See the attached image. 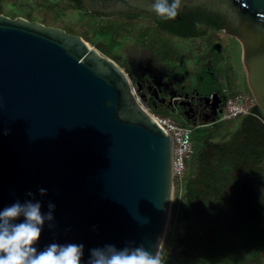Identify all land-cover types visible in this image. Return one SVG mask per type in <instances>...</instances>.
<instances>
[{"label":"water","instance_id":"water-1","mask_svg":"<svg viewBox=\"0 0 264 264\" xmlns=\"http://www.w3.org/2000/svg\"><path fill=\"white\" fill-rule=\"evenodd\" d=\"M190 4L225 12L240 29L247 86L264 114V0H183L181 7ZM136 5L150 9L147 0L83 3L90 11ZM130 85L125 71L81 35L0 12V208L39 199L47 211L54 202L40 248L53 241L83 242L84 260L90 248L105 243H142L156 251L168 204L171 146ZM135 87L151 107L199 113L208 123L222 112L217 90L167 95L153 84L144 90L139 80ZM41 186L47 188L43 195ZM199 238L195 225L190 244L169 254L165 264H184L180 254ZM223 239L216 238L211 250ZM201 248L206 253L197 245L185 264Z\"/></svg>","mask_w":264,"mask_h":264},{"label":"trees","instance_id":"trees-1","mask_svg":"<svg viewBox=\"0 0 264 264\" xmlns=\"http://www.w3.org/2000/svg\"><path fill=\"white\" fill-rule=\"evenodd\" d=\"M17 1L0 0V12L5 11V3L12 6ZM27 3V19L35 18L46 25L56 23L67 32L77 33L87 42L95 43L101 53L112 55L116 63L120 58L112 50L124 38L153 50L163 61L176 60L175 37H203L206 48L218 45L220 52L233 38L222 30L225 25L232 31L224 15L198 6L179 11L168 20L155 14L106 16L84 7L80 19L63 23L59 17L79 7L81 0H27ZM95 37L100 38L94 40ZM196 51L200 54L202 50ZM213 90L222 92L215 87L208 94ZM233 95L232 90L226 96ZM252 112L262 119L244 114L233 119L216 117L212 123H196L199 126L187 125L192 128L196 162L192 170L188 168L174 247L189 245L196 225L200 238L195 243L203 244L206 253L197 254L193 264H264V221L261 222L264 220V114L257 104ZM211 203L206 211L197 208ZM223 235V241L216 243L213 252L215 239Z\"/></svg>","mask_w":264,"mask_h":264},{"label":"rangeland","instance_id":"rangeland-1","mask_svg":"<svg viewBox=\"0 0 264 264\" xmlns=\"http://www.w3.org/2000/svg\"><path fill=\"white\" fill-rule=\"evenodd\" d=\"M27 10V0H18L12 6L5 3L3 14L12 18L17 16L26 18ZM83 12L84 6L81 4L79 7L71 8L58 20L64 23L65 21L80 19ZM33 20L38 19L34 18ZM144 21L142 19L140 22L143 23ZM55 24L51 25L57 26ZM222 30L227 32L226 28H222ZM98 38L100 37H95L94 40ZM88 43L96 48L95 43L89 41ZM198 48L202 50L200 54H197ZM219 50L218 45L206 48L203 45V37H175L173 52L176 60L163 61L153 50L144 48L133 39L124 38L113 48L112 54L119 56L120 59L117 64L125 71L130 81L134 82L135 78L141 81L143 79L152 80L162 94L168 95L172 92L181 93L183 91L190 93L194 90L208 94L212 88L219 87L222 89L220 92L222 100L232 90L235 91V94L251 97L242 59V42L234 36L223 51L220 52ZM104 55L114 60L112 55ZM151 112L154 115L167 117L180 125L187 126L190 124L181 112H172L171 108L164 105L151 107ZM197 122H207V120L199 119ZM195 162L196 158L192 148L191 154L187 158L189 170L194 168ZM263 221L261 222L263 223ZM167 228L168 218H166L164 230ZM171 243H174V239L171 240Z\"/></svg>","mask_w":264,"mask_h":264},{"label":"clouds","instance_id":"clouds-1","mask_svg":"<svg viewBox=\"0 0 264 264\" xmlns=\"http://www.w3.org/2000/svg\"><path fill=\"white\" fill-rule=\"evenodd\" d=\"M147 2L158 18L168 20L178 15L183 0ZM8 131L9 129H4L5 134ZM38 191L43 195L47 188L41 186ZM27 194L35 196L31 190ZM55 206L54 202L49 201L48 210L43 211L42 201L39 199H17L0 208V264H165L159 246L152 252L142 243L135 245L127 242L122 247L114 243L94 246L89 249L87 260L82 259L83 242L53 241L40 248L37 242L45 222L54 219Z\"/></svg>","mask_w":264,"mask_h":264},{"label":"built area","instance_id":"built-area-1","mask_svg":"<svg viewBox=\"0 0 264 264\" xmlns=\"http://www.w3.org/2000/svg\"><path fill=\"white\" fill-rule=\"evenodd\" d=\"M130 90L136 102L144 111L157 121L165 134L169 136L170 140L168 204L160 239L157 245L159 246V249L162 250L161 252L165 259L177 249L174 247V243H171V240L175 239L179 234V216L184 201L185 185L188 179L187 158L192 151V128L180 125L167 117L154 115L151 112L150 103L139 95L134 84L130 85ZM254 105H256V102L253 96L246 97L243 94L227 96L220 104L222 112L218 113L217 120L233 119L244 114H254L262 119L258 114L252 112V107ZM196 126L199 125L196 124ZM166 218H168V228L167 230H164Z\"/></svg>","mask_w":264,"mask_h":264},{"label":"flooded vegetation","instance_id":"flooded-vegetation-1","mask_svg":"<svg viewBox=\"0 0 264 264\" xmlns=\"http://www.w3.org/2000/svg\"><path fill=\"white\" fill-rule=\"evenodd\" d=\"M85 0H81V4L83 5ZM201 7V8H205L207 10H210L212 12H219L220 15H224L225 17V20L228 21V27L230 28V30L232 31H229V29L227 28V26H223V28H226L227 30V33H229L230 35H232V37L236 36L237 38H240L241 36V31L239 28L235 27V26H232V23H230V20L228 19L227 15L225 14V12H222L218 9H214V8H211L210 6L208 5H205V4H190V5H184L183 7H181V10L180 11H184L185 9H191V8H194V7ZM86 8V7H85ZM99 12L100 14L102 15H112V14H115V13H127V14H133V15H143V14H148V15H154L155 12L152 11L151 9H145L144 7L142 6H138L136 5L135 7H124V8H119V9H110L108 6H103V7H97L94 12ZM156 15V14H155ZM192 38H195V37H192ZM240 40V39H239ZM138 78H135L134 82L130 81L131 84H134L135 85V81H137ZM142 85H143V89L145 90L146 89V86L149 85V84H153L154 86L157 87L158 89V86L152 81V80H148V79H143L142 81L139 80ZM163 88V87H161ZM138 90V89H137ZM159 90V89H158ZM220 94V93H219ZM180 112V111H179ZM183 115V114H182ZM187 119V122L189 123H198L197 120L201 119L202 118V115L199 114V113H194V115L191 114V112H187L186 116ZM197 245L199 244H196L194 245V247L190 250H185L183 251L181 254H180V260L182 261V263L185 264V261H186V257L195 251ZM177 250V249H176ZM214 252V250H213ZM198 254H204L202 248L200 249L199 253ZM208 254V253H207ZM195 257V256H194ZM194 257L192 258V261H191V264H193V260H194Z\"/></svg>","mask_w":264,"mask_h":264}]
</instances>
